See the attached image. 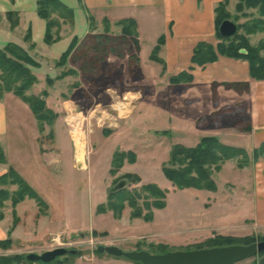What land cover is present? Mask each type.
Returning <instances> with one entry per match:
<instances>
[{
	"label": "rangeland",
	"instance_id": "1",
	"mask_svg": "<svg viewBox=\"0 0 264 264\" xmlns=\"http://www.w3.org/2000/svg\"><path fill=\"white\" fill-rule=\"evenodd\" d=\"M177 1L172 0L173 7L179 4ZM183 1L191 18L197 20V16L207 14L209 0H201L202 3L200 0ZM246 2L229 0L223 12L226 19L238 25L236 35L245 40V43H234L238 47L255 50L264 45V31L248 34L247 29L255 24L254 21L264 20V17L257 8L247 6ZM195 4L199 5L198 11ZM148 8L140 5L122 13L139 16L146 39H152L163 31L164 11ZM111 17L115 19L119 14L111 12ZM61 23H64L62 19ZM113 29H105V24L101 26L95 22L91 33H105L112 38L121 35L119 25ZM195 32H198V28ZM216 33L206 40L209 41L207 43L214 46L219 42L230 43L228 40L222 42ZM195 35L197 37V33ZM84 38L78 40L79 45L64 65H59L60 60L56 62L57 77L52 78L50 84L48 80L45 81L46 85L44 80L42 82L46 86L42 93L47 91V98L52 89L49 106L61 109L52 125H39L37 120L38 126L35 128L30 106L15 95L24 106L17 108L11 99L14 113L6 130L0 132V144L7 161L5 164L12 163V167L46 202L47 210L40 213L36 200L26 198L22 202L28 199L35 205L23 204L20 207L18 212L24 218L21 223L16 207L10 200L7 201L10 203L5 202L0 212V222L4 225L11 223L10 230L21 223L16 228L17 242L20 244L12 240L11 244L0 246V257H25L32 252L42 254L58 247L74 250L80 257H89L108 240L118 242L117 246L123 251L146 250L156 254L159 251L194 250L197 246H206L209 239L220 235L242 240L254 238L255 243L264 241V215L259 213L258 206L262 199L258 192L264 187V181L260 178L264 173V157L261 164L241 169L237 167V159L223 163L221 170L212 172L217 186L214 192L196 188L180 190L165 178L162 170L169 163L170 152L175 145L193 146L206 135L222 134L232 127L235 132L248 129L250 121L241 112L243 105L227 99L229 104L223 107L220 100L212 101L210 92L197 93L195 90L190 91L188 96L201 100L191 105L185 104L184 99L179 97L185 87L178 85L183 84L168 85L167 75L164 78L157 75L161 64L149 58L142 60L141 79L136 76L138 65L132 67L129 64L128 49H125L123 57L110 54L104 58L95 51L79 48ZM262 52L264 50L260 56L264 57ZM35 63L34 67H37ZM62 74L66 76L62 77ZM42 84H38L31 91L32 94L39 91ZM29 91L27 95H31ZM119 102H125L126 108L122 112L116 110ZM71 114L80 118L77 121L78 137L86 152L81 151L78 158L80 162L87 163L85 169L80 168L75 160L76 138L75 134L70 133L72 128L67 126ZM196 117L199 119L197 125L196 121L192 124L193 128L189 120ZM35 131L41 134L54 132L56 135L50 133L49 136H42L40 143H37L32 140V132ZM222 139L220 141L225 144L242 146L251 151L254 146L244 135L233 132ZM51 145L54 152L46 155L37 153L40 147ZM121 151H134L137 161L131 164L125 159L124 165L128 163L126 168L123 169V165L113 174L110 172L113 156ZM128 174L140 175L141 182H136L135 177H127ZM122 182L126 184L123 188L135 193L134 196L141 193V187L146 183L159 185L167 192L165 207L154 209L153 218L148 221L141 217L132 218V208L127 202L120 217L112 210L99 213V205L106 204L110 191ZM17 187L6 185L1 188L13 193ZM141 195V198L138 196L139 206H142L145 196ZM143 209L144 214L147 213ZM16 218L18 223L15 224ZM51 230L53 235H48ZM70 255L56 259L66 260ZM248 258L250 264H260L262 259L259 254Z\"/></svg>",
	"mask_w": 264,
	"mask_h": 264
},
{
	"label": "crops",
	"instance_id": "2",
	"mask_svg": "<svg viewBox=\"0 0 264 264\" xmlns=\"http://www.w3.org/2000/svg\"><path fill=\"white\" fill-rule=\"evenodd\" d=\"M61 1L66 6L73 9L74 23L72 25L63 23L61 30V39L49 45L45 43V30L47 29V22L38 15L36 8L38 6V0H0V48H4L9 44L17 45L25 50L28 56H30L35 62H37V67H34L32 71L38 77V82L31 88L29 92L34 91L35 87L38 84H42L43 80L44 84L46 85L45 81L47 80V78L52 79L57 77V69L55 67L56 62L59 61L63 54L69 49L72 41L75 38L80 40L81 38L86 37L89 33L92 32V30L90 29L91 18H94L95 22L101 26L104 25L105 20H108V22L110 23L111 31H114L113 28L118 27L117 23L119 21L127 18H133L137 22L141 51L140 62L137 66L136 76L142 79V75H140L142 60H145L146 58H152L155 47L159 44V41L163 37L165 41L164 44L161 45L158 53V58L161 62L151 59L152 61L161 64L160 72H157V75L159 74L160 78H164L167 75L169 82L168 85H171L170 79L172 77L177 76L179 73L184 71L192 73L194 78L189 85H178L181 88L185 87L184 91H180L179 96L180 98L182 97L184 99L185 104L191 105L194 102H198L201 100L198 97H193L191 95L188 96L190 91L193 90L197 91V93L203 91H205L206 93L210 92L209 95L212 96V101L220 100V103L223 107L224 105L229 104L227 102L228 100H236L234 102L238 104L241 103L244 107V110H242L241 112L245 113L247 119H249L250 121L248 129H243L240 132L237 131V133L235 132L236 130L232 127V129H230V131L228 132L222 134L216 133L215 135L206 136H212L222 139L226 134H232V132L236 135L239 134V136L244 135L245 139L248 138L247 140L249 141V143L254 144L252 151L247 150L245 147H243L247 151L248 155H250V158L252 160L249 166L253 164H261V158L257 161H254L253 151L264 144V78L262 80L253 78L251 76V71H249V63L245 59H233L227 56H219L217 61L201 67L193 64V62L191 61L193 52L195 50L194 48L201 41L209 40L208 38H212V36L215 34V19L217 15L215 9L223 0H211L212 2L209 0V6H207V14H202L199 17L197 16V20H195V18H191V15L188 12V8H186V4L183 0H178L177 2H179V4L176 3L174 7L172 6V4L174 3L172 2V0ZM200 3H202V1ZM140 5L148 6L150 10L159 8L160 10H162V12L164 11V17L162 19L163 31L157 33V35L152 39H146L143 27H141L139 16L133 13H128L127 15H124V13H122L123 11L127 12V10L132 11L133 8H138ZM198 6H196L195 4L196 11L200 9L198 8ZM11 12L17 14L18 16V25L15 28L11 27V21H9V13ZM111 12H116L117 14H119V17L112 19ZM99 13L102 15L97 16L96 14ZM196 28H198V32H195ZM28 33H30L29 40L26 39ZM196 33L197 37L195 35ZM198 36L200 37L198 38ZM195 38L197 39L195 40ZM262 53L264 54V52ZM124 60H127V58ZM45 88L46 86H43L42 84V88L33 94L37 95L39 93H42ZM51 90H49L50 95L46 100L47 107L54 113H56L57 116H59L58 114L61 112V109H56L55 107L51 108L48 104L49 99L52 97ZM11 99L15 107H24L23 103L13 93H6L4 98L0 99V132H4L6 130L5 128L10 120V116L14 113V107L10 105ZM121 103L122 106H120ZM124 103L125 102H119L116 110L120 111L119 107L122 108L121 110L126 108ZM33 119L36 128L38 126L37 119L34 116ZM198 119L199 118L196 117V119H191L189 121L191 122V125L196 121L197 125ZM35 132L36 133L32 132V140H35L37 143H40V139L42 136L45 137L49 136L50 133H54L43 132L41 134L40 132ZM54 135H56V133H54ZM216 135H218L219 137ZM200 140L197 143L193 144V146H197ZM53 150L54 148H52V145L48 146L47 148L40 147V149L37 150V153L46 155L48 154V152H54ZM249 152H251V154H249ZM11 164L12 163L2 165L0 164V176L5 174L8 169L13 166ZM127 164L128 163L124 165L123 169L126 168ZM260 178H262V181H264V173ZM259 190L260 191L258 192V195L262 198L261 202L258 203V206L260 207L259 213H262L264 215V187ZM23 204H32V206L35 205L34 202L27 199L25 202L19 203L16 206L15 211L17 212V216L21 218V223H23L24 218L18 211ZM42 218H44V216ZM1 222L0 240L11 238L14 242L18 243L16 228L20 227L21 223H18L17 227L14 230H10V227L12 226L11 223L4 225L5 223ZM53 233L54 232L51 230L49 231L48 235H53ZM117 243L118 242H116L115 240H108L103 242V244L107 246H117ZM248 259L249 258H245L244 260L235 262L234 264H250L249 262H247ZM72 264L136 263L126 258L124 259L120 257L109 256L107 254H102L100 257L95 255L89 257H78Z\"/></svg>",
	"mask_w": 264,
	"mask_h": 264
},
{
	"label": "trees",
	"instance_id": "3",
	"mask_svg": "<svg viewBox=\"0 0 264 264\" xmlns=\"http://www.w3.org/2000/svg\"><path fill=\"white\" fill-rule=\"evenodd\" d=\"M228 2L229 0H223L215 9L217 14L215 24L217 36H219L222 42L228 40L230 43L220 44L219 42L216 46H214L205 41H201L194 48L195 50L191 61L193 64L201 67L217 61L219 56H227L233 59H245L249 62V71H251V76L255 79L262 80L264 78V57L260 56V53L264 50V45H260L257 49H255L258 51L256 53L255 50L244 47L241 48L234 43L235 41L245 43L243 37L236 35L234 38H223L219 35V27L221 26L223 20L227 18L223 10ZM242 2H244V0H241V3ZM246 5L257 8L258 11H260V15L264 17V0H247ZM36 8L38 15L47 22V29L45 30V43L49 45L61 39L60 28L63 24L61 23V19L65 24L74 23L73 9L66 6L61 0H38V6ZM54 15H57V17H54ZM9 19V21H11V27L15 28L18 25L17 14L13 12L9 13ZM253 23L255 24L247 29L248 34H256L260 31H264V20L259 19ZM94 24L95 20L94 18H91V30L92 27H94ZM104 24L105 29L107 28L110 30V23L108 20H105ZM117 24L122 28L120 36L112 38L105 33L102 35H95L91 33L92 35H88L83 39L82 44L80 45L81 47L79 48H85V51H95L100 55V57L104 58L110 54L123 57L126 53L125 49H128V52H130L129 64L134 67L140 62L141 52L137 22L133 18H127L119 21ZM26 39H30V33L27 34ZM164 41L165 39L162 37L159 44L154 49V53L151 58L152 60L161 62L158 58V53L161 45L164 44ZM79 43L80 42H78V39L76 38L72 41L69 49L60 58L59 65H64L67 62V59L71 55L72 51H75ZM31 66H36V63L21 47L9 44L4 48H0V99H2L6 93H13L30 106L34 116L39 122V125H41V123H48L52 125L54 119L58 116L47 107L46 98L48 96V92H43L41 96H35L33 94L27 95V91H29L38 82L36 75L30 68ZM63 76H66V74H62V77ZM193 78L192 73L184 71L179 73L177 76L172 77L170 79V83L171 85H189L193 81ZM47 80L48 84H50L51 79L47 78ZM3 152V148L0 144L1 165L7 162L6 156ZM253 156L254 161L264 157V144L253 151ZM169 158V163L164 165L162 170L165 178L169 182H172L176 188L180 190L184 188H196L199 190H209L213 192L216 191L217 188L216 181L213 180L212 177L213 170H221L222 164L232 159H237V167L240 169L246 168L252 161L250 155H248L247 151L243 147L224 144L219 138L212 136L204 137L200 140L197 146L193 147H188L183 144L175 145L170 152ZM125 159L128 160L129 163L133 164L137 161L136 153L134 151L116 152L112 159V168L110 172L114 174L116 173V170L121 169L125 163ZM127 177H135L136 182H141V177L138 174H128ZM6 185H17L18 189L11 193L7 189H2ZM140 192L145 195L143 196L142 206H139L138 204V196L140 195L139 198H141V193L136 195V197L134 196L135 193L129 192L126 187L123 189L111 190L107 196V203L100 204L98 211L99 213H105L112 210L116 216L120 217L125 209V203L127 202L128 206L132 208V218L136 219L141 217L147 221L152 220L154 215L153 210H159V208L165 207L167 192L159 185L153 183H146L145 185H142ZM26 198L36 200L40 207V213H44L45 210H47L46 202L41 199L37 192L31 188L28 182L20 176V174L13 167H10L5 174L0 176V212L1 209L4 208L5 202L8 200H10L12 205L16 207ZM143 208L147 210V213L144 214ZM0 220H2L1 213ZM14 223H18L17 218ZM255 242L254 238H244V240H242L220 235L214 239H209L206 246H197L194 250L233 246L234 244L249 245ZM11 243V238L0 240V246L9 245ZM161 253L163 252L159 251L157 254ZM94 255L100 257L102 253L100 254L96 250ZM259 255L262 257L260 264H264V253H259ZM80 256L81 255L79 253H76L67 257L66 260L56 259L48 264H72L75 259ZM26 257L27 256H3L0 257V264H34L27 261ZM138 263L141 264L140 262ZM37 264L45 263L40 262Z\"/></svg>",
	"mask_w": 264,
	"mask_h": 264
},
{
	"label": "water",
	"instance_id": "4",
	"mask_svg": "<svg viewBox=\"0 0 264 264\" xmlns=\"http://www.w3.org/2000/svg\"><path fill=\"white\" fill-rule=\"evenodd\" d=\"M238 25L232 21L225 19L219 27V35L223 38H231L236 35ZM126 186L125 182L114 187L113 190L123 189ZM101 254L127 258L133 262L141 264H234L235 262L244 260L245 258L257 256L259 253H264V241L249 245L234 244L233 246H221L204 248L197 250L173 251L161 254H154L146 250L123 251L118 246L101 245L97 248ZM76 251L58 247L52 250L45 251L42 254L30 253L26 260L32 263H51L56 258L67 254H75Z\"/></svg>",
	"mask_w": 264,
	"mask_h": 264
},
{
	"label": "bare ground",
	"instance_id": "5",
	"mask_svg": "<svg viewBox=\"0 0 264 264\" xmlns=\"http://www.w3.org/2000/svg\"><path fill=\"white\" fill-rule=\"evenodd\" d=\"M133 98V97H132ZM120 106H122V103L120 104ZM119 109H120V111L122 112L123 110H121L122 108H120L119 107ZM71 119H73V120H71V123L73 124V126H75V127H77L76 128V130H75V138H76V150H77V158L81 155V151H84L83 150V146H82V141H81V139L78 137L79 136V122L77 123V119L78 118H74V116H72V118ZM78 121H80V120H78ZM84 152H86V151H84ZM78 161L80 162V160H79V158H78ZM82 163H83V165H82V167H84L85 166V162L84 161H81Z\"/></svg>",
	"mask_w": 264,
	"mask_h": 264
},
{
	"label": "built area",
	"instance_id": "6",
	"mask_svg": "<svg viewBox=\"0 0 264 264\" xmlns=\"http://www.w3.org/2000/svg\"><path fill=\"white\" fill-rule=\"evenodd\" d=\"M72 116H74V115L71 114V116L68 117V119H67V126H70V127L72 128V129L70 130L71 135H73V134L75 133V130H76V128H77V127L73 126V124H72L73 122L71 123V120H73V119H71ZM74 118H78V117H77V116H74ZM78 120H80V118H78ZM78 120H76V121H78ZM74 150L76 151V152H75V157H76L75 160H76V162H78L80 168L85 169L86 166H87V165H86L87 163L84 161V162H85V167H82L83 163H82V162H79V161H78V158H77V150H76V147H75Z\"/></svg>",
	"mask_w": 264,
	"mask_h": 264
}]
</instances>
